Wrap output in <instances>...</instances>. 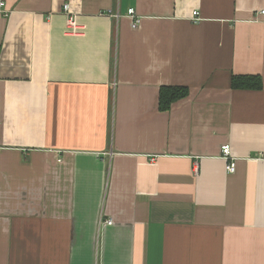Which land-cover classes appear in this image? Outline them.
I'll list each match as a JSON object with an SVG mask.
<instances>
[{
	"label": "crops",
	"instance_id": "0c3cea01",
	"mask_svg": "<svg viewBox=\"0 0 264 264\" xmlns=\"http://www.w3.org/2000/svg\"><path fill=\"white\" fill-rule=\"evenodd\" d=\"M3 1L0 264H264V0Z\"/></svg>",
	"mask_w": 264,
	"mask_h": 264
},
{
	"label": "trees",
	"instance_id": "16d2710c",
	"mask_svg": "<svg viewBox=\"0 0 264 264\" xmlns=\"http://www.w3.org/2000/svg\"><path fill=\"white\" fill-rule=\"evenodd\" d=\"M231 87L234 89H261L262 79L257 74H233L231 76ZM186 87L163 86L159 92V108L167 110L170 105L187 95Z\"/></svg>",
	"mask_w": 264,
	"mask_h": 264
},
{
	"label": "built area",
	"instance_id": "2783aa9c",
	"mask_svg": "<svg viewBox=\"0 0 264 264\" xmlns=\"http://www.w3.org/2000/svg\"><path fill=\"white\" fill-rule=\"evenodd\" d=\"M4 7V1L0 0V12L7 13L5 10H3ZM62 11L66 15V27H67V34H77L81 31V27L77 24L75 19V14L71 11L70 5L68 3H64L62 5ZM263 13L264 10H261ZM127 14L132 18L131 27L135 28L138 25L139 19L134 15L133 9H129ZM114 17H119L118 13L113 14ZM198 12L193 11L192 12V19L197 20L198 19ZM221 156L226 162L225 169L228 172H233L235 170V160L232 157L231 150L229 144H223L220 148ZM107 223H111L112 220L108 219L106 220Z\"/></svg>",
	"mask_w": 264,
	"mask_h": 264
}]
</instances>
